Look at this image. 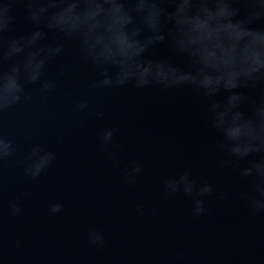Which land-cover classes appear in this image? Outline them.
<instances>
[{"label": "water", "instance_id": "water-1", "mask_svg": "<svg viewBox=\"0 0 264 264\" xmlns=\"http://www.w3.org/2000/svg\"><path fill=\"white\" fill-rule=\"evenodd\" d=\"M5 2L13 8L0 44L36 30L32 0ZM39 46L64 51L49 57L41 81L21 77L18 103L0 104V264H264V209L254 207L264 202V177L255 172L264 151L239 159L222 147L209 112L220 98L189 86L100 87L103 69L78 41L48 32ZM151 55L188 67L166 44ZM7 66L0 57V77ZM240 91L252 116L264 85ZM46 154L53 159L39 174H26ZM246 169L253 174L245 177ZM183 175L212 193L166 189Z\"/></svg>", "mask_w": 264, "mask_h": 264}, {"label": "clouds", "instance_id": "clouds-1", "mask_svg": "<svg viewBox=\"0 0 264 264\" xmlns=\"http://www.w3.org/2000/svg\"><path fill=\"white\" fill-rule=\"evenodd\" d=\"M12 8V3L0 0V34L9 29ZM28 8L36 30L0 44V57L8 62L0 77V104L18 103L21 77L36 84L49 57L63 53L61 46H39L48 32H56L78 41L84 56L103 69L100 87H192L209 99L222 100H214L209 112L223 136V148L239 159L264 151V103L254 108L252 116L246 115L244 106L250 97L240 91L264 85V0H32ZM161 44L185 57L188 67L153 57L152 49ZM42 86L49 90L53 84ZM112 137L113 132L106 131L102 140L108 144ZM51 159L46 154L26 174L35 178ZM139 171L137 167L134 173ZM255 172L264 177V164L257 165ZM252 174L253 169L243 172L245 177ZM181 188L190 197L213 191L208 184L196 190L187 175L166 184L172 193ZM254 207L262 210L264 202ZM11 212L16 215L19 209L13 205ZM204 212L203 201L196 199L195 214ZM89 239L102 242L97 233H90Z\"/></svg>", "mask_w": 264, "mask_h": 264}]
</instances>
